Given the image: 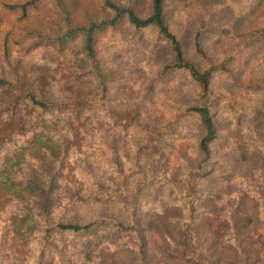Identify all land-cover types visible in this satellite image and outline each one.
I'll return each mask as SVG.
<instances>
[{"label":"rangeland","instance_id":"rangeland-1","mask_svg":"<svg viewBox=\"0 0 264 264\" xmlns=\"http://www.w3.org/2000/svg\"><path fill=\"white\" fill-rule=\"evenodd\" d=\"M106 2L151 12L152 0H0V107L18 96V124L32 127L0 138V264H264V0L163 3L183 59L209 71L207 155L189 111L205 103L197 81L169 67L154 27L124 19L95 35L103 109L62 138L34 136L40 113L18 87L47 102L100 96L68 30L110 19ZM100 219L124 227L46 230Z\"/></svg>","mask_w":264,"mask_h":264},{"label":"trees","instance_id":"trees-1","mask_svg":"<svg viewBox=\"0 0 264 264\" xmlns=\"http://www.w3.org/2000/svg\"><path fill=\"white\" fill-rule=\"evenodd\" d=\"M165 0H152L151 2V12L146 17L138 16L131 8L128 7H117L116 5L106 2L107 6L110 7L113 11V16L108 20H102L100 22H91L88 26L85 27H76L77 29L69 28L68 33L72 31H79L83 37V46L82 49L85 53L86 59H88L90 63V74H94V78L97 81L98 88L100 87V96L96 98H92L85 103H74V102H62V101H54L47 102L43 100L37 99L31 88L29 86L24 87L20 86L21 90L24 91V96L22 99L26 104H28L32 110L38 109L40 116L37 117L38 121V131L34 133V136L39 138H44L50 140L52 137H60L67 135L70 133L72 129L77 128L76 126H82L87 120L92 119L97 112L101 111L104 107V99L105 96H102V92L105 89L103 76L100 71L99 61L96 59V52L94 49L95 45V35L100 30L112 29L116 30L117 24L121 19H124L130 26H132L135 30H141L152 26L155 28L158 36L161 39H164L168 42L171 53L173 56L172 63L169 65L171 68L175 69H184L186 70L191 77L197 81L200 94L202 98L205 100V103L199 107H191L189 111L192 115H198L200 118V122L204 128V135L199 142V149L204 155L208 154V144L215 138V127L212 122V115L210 111V100L208 99V80H209V71H199L192 63L187 62L183 59L182 51L180 48V44L176 38V36L169 30L168 25L164 20L163 15V3ZM197 41V39H196ZM196 46L198 47V42H196ZM210 68L216 67V64L210 63ZM10 84L4 79L0 78V87L5 88L9 87ZM3 93L2 91H0ZM2 96V95H1ZM0 96V100L3 98ZM17 97L14 98V101L9 103L8 107L2 108L0 110H5L8 113L1 117L0 119V138L1 140H6L10 136L26 134L32 128L27 122H23L20 125L18 124V106ZM20 99V98H19ZM18 99V100H19ZM51 113L53 116L51 119L47 120V115ZM47 120V121H46ZM32 125V123H31ZM7 182V179L2 178V174L0 175V184ZM35 187V186H34ZM32 187V188H34ZM40 192L43 194V198L48 200L47 190L40 189ZM44 208L46 209V204L44 203ZM95 221L92 223H84L77 224L74 222H64L57 221L54 222L53 225L46 228L47 231L56 229L58 232H73L80 233L82 231H86L90 229L92 226L96 224H108L117 227H124L120 223H116L112 220H104ZM45 223V222H41Z\"/></svg>","mask_w":264,"mask_h":264}]
</instances>
